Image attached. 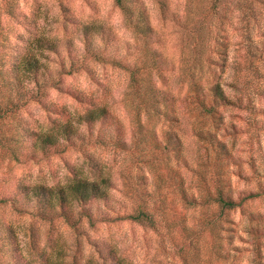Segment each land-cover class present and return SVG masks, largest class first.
<instances>
[{"label":"rangeland","instance_id":"374dc122","mask_svg":"<svg viewBox=\"0 0 264 264\" xmlns=\"http://www.w3.org/2000/svg\"><path fill=\"white\" fill-rule=\"evenodd\" d=\"M142 1L160 38L157 47L168 61L162 87L175 99L168 107L173 115L169 123L182 139L185 160L179 167L188 193L198 196L214 192L216 179L224 173L226 189L231 187L234 200L241 204L225 211L216 203L187 204L177 192L179 179L169 178L165 165L159 169L164 180L158 181L154 170L138 164L135 156L116 149L108 140L105 144L97 141L98 134L116 137L119 127L129 147L136 140L134 115L125 99L130 71L124 67L140 63L143 43L126 24L114 0H0V70L11 69L31 48L41 55L45 73L41 82H49L40 101H31L0 123V133L14 138L19 155L15 160L0 149V199H7L0 203V264H104L99 251L110 256L111 248L125 264H264V236L251 233L252 226L264 229V192L241 200L245 192L264 189V43L259 38L264 33V3L255 6L256 15L249 25L242 23L235 11L232 20L212 26L207 42L211 50L224 53L213 55V68L216 78H221L232 94L240 93L228 84L234 78L233 63L240 61L249 43L244 29L253 34L254 44L262 43L249 75L253 108L220 109L225 118L219 135L242 159L240 168L215 164L213 152L195 135L196 127L207 129L212 120L192 111L184 100L191 94L183 75L187 59L191 61V43L182 28L184 17L171 20L161 14L156 0ZM6 2L14 16L7 13ZM186 2L168 0L171 9L180 14ZM234 7L227 5L230 10ZM104 103V119L93 124L81 122L79 116ZM67 122L72 126L69 142L63 131ZM47 134H52L55 143L46 142ZM62 141L66 146L61 147ZM77 142L80 146L87 143L89 150L80 151ZM70 150L74 158L83 159L75 170L64 158ZM170 157V166H177L174 156ZM100 164L113 181L109 204L103 199L62 203L59 188L63 186L57 182L61 165L74 181L100 179ZM15 168L28 169V177L35 175L42 182L14 183L15 178L5 173ZM44 168L47 176L40 175ZM162 196L166 197L165 204L159 201ZM143 200L155 226L121 217L132 213ZM83 208L93 215L91 220L86 216L77 220ZM65 210L73 217L70 224L63 216ZM250 214L259 220L254 221ZM213 220L217 223L215 232L208 227Z\"/></svg>","mask_w":264,"mask_h":264},{"label":"trees","instance_id":"16d2710c","mask_svg":"<svg viewBox=\"0 0 264 264\" xmlns=\"http://www.w3.org/2000/svg\"><path fill=\"white\" fill-rule=\"evenodd\" d=\"M115 4L122 10L126 24L131 27L134 33L142 39V56L140 63L133 67L126 65L124 68L130 71L129 76V91L125 95L127 103L131 106L132 114L134 115V136L136 140L129 147L124 140L121 128L117 129L116 137L108 139L106 136L97 135V141L105 144L108 140L116 149L129 153L131 157L135 156V160L141 166H147L154 174L158 181L164 180L163 173L159 172L164 165L170 174L169 178L179 179L177 183V192L183 202L196 204H211L216 203L222 211L232 210L241 204L233 198V190L230 187L226 189L223 183L222 173L217 179L214 192H207L205 195H189L186 188L185 178L179 167L180 162L184 161L183 143L178 131L173 130L169 123L173 121L172 112L170 114L168 107L174 102V97L171 92L162 87L166 81L165 71L169 70L168 61L157 45L160 43V38L157 37L158 32L153 27L147 8L144 1L140 0H114ZM187 4L184 7V15L179 11L171 9L168 0H156L159 10L164 17H171V20H179V17H184L182 28L186 33L187 40L191 43V61L187 59V65L183 72L189 82L191 94L185 97V101L191 104L192 111L198 115H208L211 117L212 124L207 129L195 128V135L202 142H206V147L214 154L213 162L222 166L234 165L241 168L242 159L234 152V147L219 135L218 130L223 128L224 114L220 109L224 108H240L247 109L251 107L253 102L250 87L251 65L260 51V45L264 43V33H261L259 38L262 43H253L252 33L248 29H244L243 36L248 38L249 43L245 46L246 51L240 55V61L233 63L235 68L234 78L232 83L228 84L231 88L239 91V94H232L227 91L221 78L215 75L214 54H224L220 51L211 50V46L207 42L212 26L219 27L220 24L232 20L237 11L236 17L250 24V19L256 14V5L264 3V0H186ZM7 3V2H6ZM136 4V7L134 6ZM228 4H233L234 9L227 8ZM7 13L14 16V11L10 4H6ZM236 8V9H235ZM219 23V25L217 24ZM250 32V33H249ZM38 41H41L39 39ZM209 47V49H208ZM221 47L224 48L223 43ZM222 50V49H221ZM227 54V53H226ZM41 55L35 50L29 48L21 56H19L13 67L6 72L0 70V123L14 115L19 108L26 106L31 101H40L44 89L47 87L48 79L41 82V75H45L41 70ZM99 58H102L101 55ZM225 58V55H224ZM228 60V56L226 58ZM114 63V62H113ZM121 65V63H119ZM118 65V64H117ZM215 76V77H214ZM184 78V81L185 79ZM213 78V79H211ZM53 80V79H52ZM161 82V84H159ZM75 94V93H74ZM94 104V103H92ZM247 104V105H246ZM248 106V107H247ZM49 110V109H48ZM85 116H79L82 120L94 123L95 121L104 119L107 115V105H96L88 109ZM175 111V110H174ZM178 118V117H176ZM89 123V124H90ZM168 123L166 128L164 124ZM160 126V127H159ZM71 122H67L63 126L66 142L71 140L69 136L71 130ZM90 127H92L90 125ZM89 127V128H90ZM160 128V130L158 129ZM161 132V133H159ZM68 134V136H67ZM52 134H47L46 142L48 144L55 143L51 140ZM14 138L0 133V149L3 153L9 154L15 160L19 159L18 149L13 145ZM72 144V143H71ZM70 144V145H71ZM174 156L177 166H170L171 157ZM140 166V167H141ZM164 168V167H163ZM255 168L262 171L261 167L255 165ZM100 179L89 180L87 178H79L74 180V184H69L59 188V199L62 203L69 201H78L86 203L92 199H103L105 204H109L110 190L114 188L111 174L104 172L103 164L99 165ZM104 172V173H102ZM264 172V171H262ZM156 180V181H157ZM167 181V180H166ZM134 189L136 193H141ZM264 190V189H263ZM249 191L241 196V200L253 199L260 196L264 191ZM54 191L53 188L50 190ZM142 194V193H141ZM51 197L52 194H51ZM7 199H0V203L6 202ZM160 203L165 204L166 197L162 196L159 199ZM14 204V203H13ZM146 201L143 200L137 208L127 215L121 216L122 219H130L139 223H146L150 226H155L152 212L145 210ZM70 211H63L65 220L70 224L72 215ZM78 221L82 216H86L90 220L93 218L89 211L83 208L79 213ZM253 216L254 214H250ZM43 218H47L45 213H42ZM119 216V215H118ZM253 220H259L254 215ZM220 217V216H219ZM120 218V217H119ZM76 221V222H78ZM75 224V223H74ZM209 229L215 232L216 220L210 221ZM9 225V231L13 232ZM260 226H252L251 233L254 236H264ZM100 252L101 258L105 261L104 264H125L121 257L117 256L114 248H111L110 256ZM33 264L31 262H28Z\"/></svg>","mask_w":264,"mask_h":264},{"label":"clouds","instance_id":"9594fccd","mask_svg":"<svg viewBox=\"0 0 264 264\" xmlns=\"http://www.w3.org/2000/svg\"><path fill=\"white\" fill-rule=\"evenodd\" d=\"M78 147L80 149V151H84L87 152L88 146L87 143L83 144V146H80V143L77 142ZM65 142H61V147H64ZM65 161L68 163V167L72 168L73 170H75V167H78L80 164L83 163V159H76L74 158V154L72 153V151L70 150L68 153H65ZM41 167H43V165H41ZM28 169H25L23 171H21L19 168H15L11 173H5L6 176H11L14 177V183H22V184H32V183H38V182H42V181H38L36 180L35 175L28 177ZM48 174V170L47 168H44V171L40 174L41 176H47ZM22 177H24V179H22ZM65 177H68V179H65ZM59 184H61V186H67L69 184H74L75 181H73L71 179V175L70 173H68V171L66 169L63 168V166L61 165L60 168V177L57 181ZM5 194H9V193H5ZM21 199L24 198V194L23 193H18L17 194ZM28 195H31V192L28 193Z\"/></svg>","mask_w":264,"mask_h":264}]
</instances>
